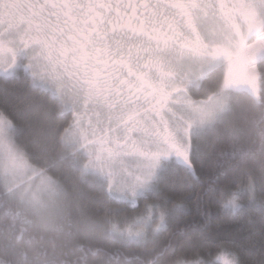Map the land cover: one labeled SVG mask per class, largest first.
<instances>
[{"label": "snow or ice", "instance_id": "6c2138e0", "mask_svg": "<svg viewBox=\"0 0 264 264\" xmlns=\"http://www.w3.org/2000/svg\"><path fill=\"white\" fill-rule=\"evenodd\" d=\"M0 264H264V0H0Z\"/></svg>", "mask_w": 264, "mask_h": 264}]
</instances>
